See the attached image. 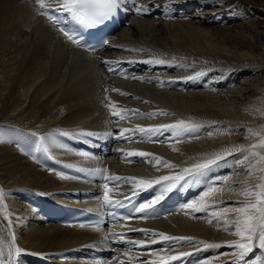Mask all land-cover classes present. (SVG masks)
<instances>
[{"label":"bare ground","instance_id":"bare-ground-1","mask_svg":"<svg viewBox=\"0 0 264 264\" xmlns=\"http://www.w3.org/2000/svg\"><path fill=\"white\" fill-rule=\"evenodd\" d=\"M66 1L0 0V264H264V121L246 115L264 119V0H121L123 26L97 52L41 16ZM99 108L119 122L90 121ZM6 136L29 142L10 150ZM239 149L263 154L255 178L211 175ZM155 159L170 175L148 172ZM201 183L222 200L181 198ZM137 198L138 220L20 230L51 224L50 203L105 212Z\"/></svg>","mask_w":264,"mask_h":264},{"label":"rangeland","instance_id":"rangeland-1","mask_svg":"<svg viewBox=\"0 0 264 264\" xmlns=\"http://www.w3.org/2000/svg\"><path fill=\"white\" fill-rule=\"evenodd\" d=\"M126 3V2H125ZM127 4V3H126ZM125 4V5H126ZM130 4V3H129ZM128 5V4H127ZM131 5V4H130ZM189 15H191V13L189 12L188 13ZM42 83V80H38L36 83H34V85L32 86V89L34 90L36 87H38V85L40 86V84ZM30 90V92L29 93H27L24 97H23V102H22V104L20 105V107H19V109L17 110V111H15L14 113V116L16 115V116H19V114H21L22 113V111L26 108V106L28 105V103H29V101L31 100V95H32V92H33V90ZM0 108L1 107H3V101H2V98H0ZM4 104H8V102L7 103H4ZM103 110V111H102ZM105 109H103V108H99V109H97V111L94 113V117H92V119H90V121H92V120H94V118L96 119H100V120H103V119H107V121L109 122V125H108V128L110 127V128H112L113 126H115L116 124H117V122H119V120H118V116L116 115V114H114L113 115V112H111V111H109V112H107V111H105ZM10 114V113H9ZM66 115V114H65ZM64 115V113H61L60 114V116H59V118H62V117H64L65 116ZM101 115V116H100ZM105 115H106V117H105ZM247 115V117L249 118V119H251V121H253V123L255 124V125H258L259 124V121L260 122H263L264 121V119L262 118V117H260V116H254V114L252 115H249V114H246ZM15 116V117H16ZM96 116V117H95ZM105 117V118H104ZM108 117V118H107ZM259 117V118H258ZM106 119H105V121H106ZM159 120V121H158ZM141 121H143L144 123H146V124H151L152 123V126L153 125H159V124H161L160 122H162L163 123V121H164V123H165V121H166V123L168 122V124L169 123H175V121L173 120V121H171V119L169 118V119H165V118H160V119H155V120H148V118H143V119H141ZM154 122V123H153ZM216 124V123H215ZM43 125V124H42ZM41 125V127H39L38 129H40L41 131H37L36 132V134L37 135H39L40 134V132H42L45 128V131H47V129H48V131H56L55 130V128L53 127H51V128H47L48 127V123H47V127H45L46 126V124H44L45 126H44V128H43V126ZM49 125H50V123H49ZM217 127V126H216ZM219 127V126H218ZM217 127V128H218ZM42 128V129H41ZM74 128H76V127H74ZM222 128H224V126H222ZM50 129V130H49ZM51 129H53V130H51ZM29 131H31V130H29ZM223 137V136H222ZM225 137V136H224ZM6 138V140H9L11 143V145L12 146H10V144H8V149H10V150H13V148H14V150H18V149H20V147H19V144L20 143H22V142H29V140H23L22 138H20L19 139V141H18V145H17V141L15 140V137L13 138L12 137V139L10 138V136L9 137H5ZM9 138V139H8ZM227 141V139H225V138H223V140L221 139V141H223V142H225V141ZM13 143V144H12ZM35 145H36V147L39 149L40 147H41V145H40V143H39V141H37L36 143H35ZM43 145V144H42ZM136 150H128L127 152L129 153V156H130V154H131V152H134V154L132 153V155H134L135 156V158H137V157H139V155H140V157H141V155H143L142 157H144L145 156V154L147 153V152H143V151H137V150H139V146H138V148H137V146H136V148H135ZM252 150V149H251ZM255 150V151H254ZM253 151L255 152V153H253L252 155L253 156H235V155H237V153H239V152H241L242 151V149H239V150H236V151H234V152H232L230 155H227V156H224V157H222V158H224L223 159V161L222 160H220V161H222V162H225V164H229L227 167L225 166V167H219L217 164L215 165V163L212 165V168L214 169H212L211 170V175H214V176H216V174H217V176H222V174H224L222 177L223 178H225V180H227V178L229 179L230 177H234V178H247L248 180H252L253 178H255L256 177V174L258 175L259 173V170L261 169V166H259V163H261L260 162V160L262 159L261 157L263 156V154L260 152V150H257V149H254ZM135 152H136V154H135ZM143 153V154H142ZM129 156L127 155L126 157H128L129 158ZM110 157V156H109ZM109 157H107V158H109ZM179 157H180V159H177V161L175 160V162L174 163H176V165H177V168L178 169H180V170H178V169H175V170H172L173 172H176V173H182V172H184V170L185 171H187V170H189L190 169V167H188L189 165L191 166V164L190 163H188V162H190V157H191V155H187V157H186V159L185 160H182V158L181 157H184L183 155H180L179 154ZM110 158H113L112 160H114V161H116V159L114 158V157H110ZM109 158V159H110ZM244 160H243V159ZM229 159V160H228ZM111 160V159H110ZM153 161H154V159H152ZM158 159H155V161L157 162V163H159V160L157 161ZM179 160V161H178ZM186 160H189V161H186ZM181 161V162H180ZM126 162H129V161H126ZM126 162H122V160L120 161L119 159H117V164L118 165H120V164H126ZM242 162V163H241ZM157 163H153L152 165H151V162H150V167H149V169H148V172L150 173L151 171L153 172V173H157V172H163L165 175H167V173L170 175V173L169 172H166V171H164L163 170V167H161V165H160V163L159 164H157ZM188 165V166H187ZM215 166V167H214ZM128 167H131V166H128ZM151 167H152V170H151ZM182 168L184 169V170H182ZM223 168V169H222ZM187 169V170H186ZM178 170V171H177ZM182 170V171H181ZM217 171V172H216ZM166 172V173H165ZM172 172V173H173ZM214 172V173H213ZM219 172V173H218ZM221 172V173H220ZM224 172V173H223ZM175 173V174H176ZM219 174H221V175H219ZM72 175H74V174H72ZM225 176H227V177H225ZM230 176V177H229ZM202 184V183H201ZM104 186L106 185V183L105 184H103ZM212 188H209V187H207L206 186V183H204V185H202L201 187H199V188H197L196 189V193H195V196H188L187 198H189V200H190V202L192 203V204H196V203H198L199 202V200H203L204 202H212V201H221L222 200V197L224 196V194L222 193V192H220V191H215V190H213ZM258 190H257V188L255 189V192H257ZM204 193V194H203ZM264 193V192H263ZM151 195H147L146 196V201H148L147 203L149 204V205H151L150 204V202H151ZM193 197H196V199H194ZM216 197H217V199H216ZM97 198V199H96ZM191 198V199H190ZM192 198H193V200H192ZM41 199H45L44 197H41ZM98 200L99 202H100V199H98V197L97 196H95L94 197V199H93V202H94V200ZM106 199V198H105ZM105 199H104V201H105ZM219 199V200H218ZM108 200V201H107ZM149 200H150V202H149ZM146 201L143 203L144 204V208H145V206L146 207H148L149 205L148 204H146ZM99 202H97V203H99ZM105 202H111V201H109V199L107 198L106 199V201ZM146 204V205H145ZM148 205V206H147ZM142 207H143V205H142ZM151 206H149L148 208H150ZM147 208V209H148ZM143 210V209H142ZM145 210H146V208H145ZM200 211H202L201 209H200ZM177 211H174L172 214H176V216H179V214H180V212L179 213H176ZM202 212H204V210L202 211ZM209 214H211V212L209 211L208 212ZM174 214V215H175ZM182 214V213H181ZM180 214V215H181ZM214 215V214H213ZM139 219V218H138ZM137 219V220H138ZM218 221V222H217ZM25 222H27L26 223V227H24V228H21L20 230H23L22 232L23 233H25V232H28V231H30V230H32L33 229V227L38 223L39 225H42L44 228H47V226L49 225H52V224H45V223H41V222H38V221H36L35 219L33 220V218L32 217H28V219H27V221H25ZM214 223H216V224H222L223 222H221V220H216ZM45 225V226H44ZM140 227V225H137V226H135V228L133 229V230H137L138 228ZM207 227H212L211 225H209V226H207ZM50 227H48L47 229H49ZM168 229V227L166 228V229H164L163 231H166ZM25 230V231H24ZM149 250H151V248H149ZM32 262V260L31 261H28V262H26L25 264H33V263H31ZM34 264H36V263H34Z\"/></svg>","mask_w":264,"mask_h":264}]
</instances>
